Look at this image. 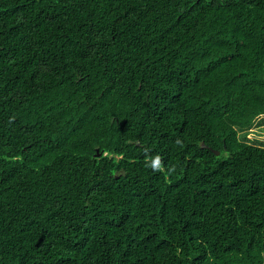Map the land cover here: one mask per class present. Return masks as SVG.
Instances as JSON below:
<instances>
[{"label":"trees","instance_id":"obj_1","mask_svg":"<svg viewBox=\"0 0 264 264\" xmlns=\"http://www.w3.org/2000/svg\"><path fill=\"white\" fill-rule=\"evenodd\" d=\"M263 122L264 0H0V264H264Z\"/></svg>","mask_w":264,"mask_h":264},{"label":"rangeland","instance_id":"obj_2","mask_svg":"<svg viewBox=\"0 0 264 264\" xmlns=\"http://www.w3.org/2000/svg\"><path fill=\"white\" fill-rule=\"evenodd\" d=\"M250 143L255 145H264V122L256 125L248 132Z\"/></svg>","mask_w":264,"mask_h":264},{"label":"water","instance_id":"obj_3","mask_svg":"<svg viewBox=\"0 0 264 264\" xmlns=\"http://www.w3.org/2000/svg\"><path fill=\"white\" fill-rule=\"evenodd\" d=\"M202 146H203V147H206V146H204V145H202ZM214 154H215V155H218V154H219V152H214Z\"/></svg>","mask_w":264,"mask_h":264}]
</instances>
